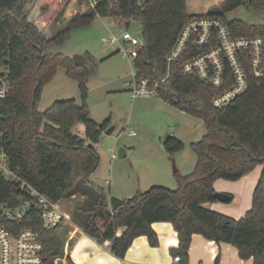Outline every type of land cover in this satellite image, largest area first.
Listing matches in <instances>:
<instances>
[{"label": "trees", "instance_id": "1", "mask_svg": "<svg viewBox=\"0 0 264 264\" xmlns=\"http://www.w3.org/2000/svg\"><path fill=\"white\" fill-rule=\"evenodd\" d=\"M95 1L94 9L64 19L63 10L70 0H0V76L7 74L10 84L7 98L0 101V117L13 170L54 203L82 197L74 206V220L90 238L100 244L109 242L117 258L123 259L140 236L157 247L159 239L152 225L169 222L179 240L172 254L181 258V264H189L194 234L233 246L242 260L264 264V80L253 81L248 91L217 109L212 99L218 90L197 76L186 75L181 62L170 66L167 62L182 27L196 17L188 13L186 0ZM246 3L256 12H264V0ZM207 15L226 22L222 13ZM97 16L128 27L132 21L140 22L135 77L159 82L157 97L205 125L206 135L191 145L197 157L195 168L185 176L175 174V190L153 186L119 200L92 180L101 160L98 146L110 127L109 121H94L87 104L86 81L96 73L98 64L85 56L87 65L75 66L73 59L53 51L70 39L74 29L90 25ZM227 25L236 37L264 36V23L234 20ZM60 67L79 82L81 103L59 100L40 112L43 89ZM79 125L84 127L83 135L77 132ZM163 144L169 155L184 149V143L174 136ZM259 165L263 170L252 207L244 217L235 220L204 207L216 202L215 181L236 182ZM19 196L17 186L0 176V202L16 204ZM3 223L13 230H41L35 211L21 223ZM56 230L44 233L46 264H59L62 257Z\"/></svg>", "mask_w": 264, "mask_h": 264}, {"label": "rangeland", "instance_id": "2", "mask_svg": "<svg viewBox=\"0 0 264 264\" xmlns=\"http://www.w3.org/2000/svg\"><path fill=\"white\" fill-rule=\"evenodd\" d=\"M186 3L187 11L192 16L222 13L226 22L241 20L249 25L264 23V12L252 10L246 0H186ZM88 9L89 5L85 1L70 0L63 10L62 17L69 19L74 13H84ZM126 31L131 36L140 38L142 26L140 22L132 21L128 27L126 23L110 17L97 16L90 25L74 29L70 39L53 51L71 59L75 56H90L98 64L96 73L91 74L86 81L90 116L99 124L109 121L110 127L115 129L111 135L103 137L99 146L100 165L92 180L109 194L105 180H112L109 174L112 161L121 164L125 169L131 165L135 168H160L166 165L170 174L168 177H161L163 179L158 184L175 190V174L186 175L194 170L197 157L191 145L202 140L206 135V128L202 120L170 106L159 97H139L134 101L131 99L126 82L135 77L134 58L125 57L122 51L118 52L120 46L110 41L114 35L121 36ZM121 45L127 53L132 50L129 43ZM69 99L81 103L79 82L70 78L66 70L60 67L55 77L44 87L38 110L44 112L54 102ZM77 132L83 135V125L78 126ZM171 135L184 143V149L174 155H169L163 144ZM112 148L116 154L114 160ZM120 149H125L126 157L119 156ZM170 185H173V188L169 187ZM152 187L142 185L141 192H146ZM81 199L77 195L62 200L61 207L70 217L69 222H72V208ZM62 238L59 237L61 243ZM61 252L63 256L62 247ZM59 264L67 263L61 257Z\"/></svg>", "mask_w": 264, "mask_h": 264}, {"label": "built area", "instance_id": "3", "mask_svg": "<svg viewBox=\"0 0 264 264\" xmlns=\"http://www.w3.org/2000/svg\"><path fill=\"white\" fill-rule=\"evenodd\" d=\"M87 5L94 9L96 1L87 0ZM110 41L118 44L119 52L122 51L128 58L137 56L141 43L140 38L131 36L128 31L121 36L114 35ZM121 43L132 46L130 53ZM167 62L169 66L181 62L186 75L197 76L218 90L212 105L221 109L248 91L253 81L264 80V36L236 37L222 18L198 15L182 27L167 55ZM159 86V82L152 83L146 78L134 77L126 82L133 101L139 97H157ZM9 88L8 77L4 73L0 76V101L7 98ZM6 138L0 117V176L16 185L20 192L16 204L0 202V264H46L44 233L58 229L70 217L59 202L49 200L13 170L5 145ZM111 153L112 158H116L114 148ZM33 211L38 213L40 231L30 228L13 230L3 223L5 220L21 223ZM174 261L181 264L179 256L174 257Z\"/></svg>", "mask_w": 264, "mask_h": 264}, {"label": "crops", "instance_id": "4", "mask_svg": "<svg viewBox=\"0 0 264 264\" xmlns=\"http://www.w3.org/2000/svg\"><path fill=\"white\" fill-rule=\"evenodd\" d=\"M122 150L125 151V149ZM262 170L263 166L259 165L250 174L236 182L223 179L215 181V191L229 194L232 199L225 203L219 201L207 203L204 207L235 220L241 219L252 207L253 193ZM109 174L112 180H105V185L109 188L110 197L126 200L141 192L142 185L159 186L158 183L163 179L161 177L166 175L168 177L170 173L166 165L160 168L152 166L135 168L131 165L130 168L125 169L121 164L112 161ZM182 175L185 176V174ZM169 187L173 188V185ZM61 202H59L60 206H62ZM73 210L74 207L71 210L72 222L67 221L55 231L59 242V237H63V243L60 242V244L63 250V261L67 264H179L174 261L172 254V251L178 248L179 240L178 233L171 223L157 222L152 225L159 239L157 247H152L146 236H140L133 241L125 257L120 259L111 253L110 244H100L83 232L82 226L73 218ZM121 232L122 229L119 230L118 235ZM217 259L218 262H216ZM189 264H253V260H242L237 249L229 244H217L199 234H194L189 249Z\"/></svg>", "mask_w": 264, "mask_h": 264}, {"label": "water", "instance_id": "5", "mask_svg": "<svg viewBox=\"0 0 264 264\" xmlns=\"http://www.w3.org/2000/svg\"><path fill=\"white\" fill-rule=\"evenodd\" d=\"M73 62L75 66H86L87 65V61L86 58L84 56H75L73 58ZM114 131V127H109L106 131H105V135H111ZM119 156L120 157H125V151H123L122 149H120L119 151ZM214 198L216 201L219 202H229L231 201L232 197L229 194H224V193H218L216 192L214 194Z\"/></svg>", "mask_w": 264, "mask_h": 264}]
</instances>
